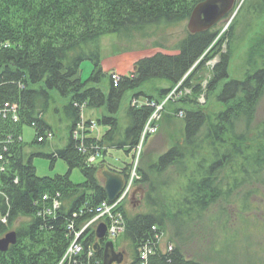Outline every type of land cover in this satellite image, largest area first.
Returning <instances> with one entry per match:
<instances>
[{
    "label": "trees",
    "instance_id": "obj_1",
    "mask_svg": "<svg viewBox=\"0 0 264 264\" xmlns=\"http://www.w3.org/2000/svg\"><path fill=\"white\" fill-rule=\"evenodd\" d=\"M203 1L0 0V106L16 105L19 116L17 122H0V153L7 166L0 174V240L9 233L17 234V243L0 252V264H59L74 239L69 226L74 224L75 231H81L93 219L84 210L108 202L105 170L120 174L126 182L135 172L139 178L135 185L143 190L145 212L129 213L125 203L117 208L126 222L123 242L127 251L119 250L124 256L122 264H138L140 249L155 243L156 234H163L173 250H158L151 264H213L214 259L201 246L206 236L197 237L195 230L202 232L218 202L220 207L226 205L220 208L223 243H234L229 228L233 216L242 227L250 224L247 219L256 211L248 209L244 201L259 198L261 191L255 186L264 184V124L254 125L264 97V63H254V59L264 54L263 45L252 46L247 59L250 70L242 80L230 79V62L245 32L237 18L226 30L218 24L197 34L186 30L175 46L176 53H157L137 61L136 79L124 76L118 87L110 80L107 95L97 87L106 78L100 68L105 36L115 35L120 43L152 40L187 22ZM251 1L245 0V5ZM263 12L264 0H259L254 18ZM155 47L162 45L156 43ZM216 58L215 65H207ZM86 62L93 72L83 80ZM152 82L165 83L159 90L162 96L182 83L191 91L189 100L195 107L174 112L184 115L179 142L172 139L156 158L143 154V149L136 165L134 156L153 109L129 106L123 127L116 116L128 89ZM221 83L216 100L225 107L206 113L198 100L203 95L209 98ZM54 94L66 101L62 106L69 121L66 145L49 155L28 154L22 140L25 126L36 131L33 144L37 145V135L55 133L46 119L56 102ZM83 107L106 108L107 115L97 123L107 128L102 138L87 137L88 131L74 137ZM112 151L122 152L127 161L121 159L122 166L108 164ZM93 156L98 158L91 163ZM36 157L48 158L52 165L61 159L69 171L53 178L39 177ZM74 169L83 175L80 184L71 181ZM54 198L60 201V209L48 215L45 212ZM80 240L86 250L95 249L96 263L104 264L105 243L97 246L95 226Z\"/></svg>",
    "mask_w": 264,
    "mask_h": 264
},
{
    "label": "rangeland",
    "instance_id": "obj_2",
    "mask_svg": "<svg viewBox=\"0 0 264 264\" xmlns=\"http://www.w3.org/2000/svg\"><path fill=\"white\" fill-rule=\"evenodd\" d=\"M244 1L245 0H241L238 2L235 0V5L233 8V10H235L232 17L226 21V15L218 23L219 27H223V29L225 28L226 30L234 18H237L239 26L245 31L242 37L243 40L235 48L233 58L230 62V79L242 80L247 71L250 70L251 67L247 63V59L250 56V49L252 46L263 45L262 48L264 54V12L260 15H257V18H254V7L258 5L259 0H252L246 5ZM244 5L245 7H243ZM232 11H230L228 15ZM249 20L251 21L249 22L248 26H245ZM187 25L188 21L171 28L165 34H162V36L148 41L137 39L133 43H120L115 35L105 36L101 43L102 49L100 68L102 69V73L106 76V78L100 85H97V87L102 89L107 95L109 92L110 80H112V82L114 81L112 78L113 74H117L119 76V85L124 76H128L131 79H136L134 74V66L135 63L140 59L153 56L157 53H176L175 46L181 39L185 37L186 30H188ZM156 43L162 45V47L156 48ZM226 50V47H224L223 52ZM217 60L218 59L216 58L207 65H215ZM256 62L259 65L264 63V56H262V58L258 57L257 60L254 59V63ZM92 72L93 66L89 62L84 63L82 66V79L86 80L89 76H91ZM113 85H115L114 82ZM165 86L166 85L164 82H152L142 84L136 89H128L122 98L120 110L116 116L121 120L123 127L125 125V113L129 106L142 107L145 105L153 109L152 113H154L156 117L153 120L154 123H152L154 126H157L155 127L156 130L153 134L148 131L147 137L142 144L140 143L141 145L139 146L142 148V150L144 149L143 154H153L154 158L162 154L167 149L168 145L171 144L172 139L176 140V142L181 140V131L183 129L182 121L184 115L183 112H180L175 116L174 112L183 107L190 110L194 109L195 107L194 105L192 106L189 100L191 91L188 88H183L182 83L179 87L176 86L173 88L167 95L162 96L160 95L159 90L161 88H165ZM222 86L223 83L219 85L217 91L211 94L209 98L205 97L204 95L199 98L198 101L200 105H204V108L207 110L206 113L219 112L220 110L224 109L225 106L221 105L216 100V94L219 92ZM54 96L56 102L53 104L50 112L46 116L47 121L51 127H53V130H55L54 138L53 140L49 141V145L44 147L40 146L42 145V142H38L37 139L36 141L40 145L33 144L36 131L33 127L25 126L22 132V140L26 145V152L28 154L44 152L45 154L49 155L53 153L54 149H61L66 145L69 121L65 117V114L62 110V106L66 101L59 98L57 94H54ZM148 97H152L155 100L148 101ZM105 115H107L105 107L101 109L83 107L81 109L80 128H77L75 133L78 132L79 134L80 131H88L86 132L87 137L92 136L95 138H102L107 128L99 126L97 123L98 120ZM151 116H153V114ZM152 123L150 124V129L153 128ZM261 124H264V97L258 105L257 117L254 125L256 127L257 125ZM144 130L142 132V136ZM146 141H149L147 145ZM113 154L108 156L107 163L116 166L115 160L118 159L117 156H119V153L115 152ZM140 155L138 156L137 149V152L134 156L136 159L135 162L139 161L138 159L140 158ZM34 166L39 177L53 178L58 175H65L69 171L67 163L61 159L57 160L54 165H52V161L50 159L36 157L34 159ZM138 179L139 178L135 173L129 194L122 201L123 204L125 203V207L129 213H142L146 211L142 202L143 190H141L140 187H136L135 185ZM71 181L75 184H80L83 182V175L79 169H74L72 171ZM126 185L128 186V182L125 181V188L122 194L126 190ZM255 188L261 191L260 197L256 199H246L244 203L247 205L248 209L252 210V212L256 211V213H252L253 217H249V219H247L249 220L250 224H246L243 227L240 222L236 220V217L233 216V224H231L229 227L231 232L233 231L232 234L235 238L232 245H229L230 243L222 242V236L224 237V235L220 233V225L222 226L220 216L224 215H220V208L226 207V205L221 204L222 206L220 207V202H218L211 209L207 219L205 216L206 221L204 223V229L207 231L205 232L204 229L202 232H200L199 229L195 230V233H198L197 237L203 238L206 236V242L204 245L201 243V246L203 251H205L206 254L209 252V257L214 259L213 264H264V184H258L255 186ZM122 194L118 197V199L122 196ZM229 207L235 210L234 205L230 204ZM97 227H95V230ZM123 241L124 237L121 235L114 243L116 247L115 249L119 248L117 252H119L120 249H125L127 251V243L124 244ZM100 243L106 244L107 242L99 241L98 244L100 245ZM222 243L224 244V251L222 250ZM128 261H130L129 256Z\"/></svg>",
    "mask_w": 264,
    "mask_h": 264
},
{
    "label": "built area",
    "instance_id": "obj_3",
    "mask_svg": "<svg viewBox=\"0 0 264 264\" xmlns=\"http://www.w3.org/2000/svg\"><path fill=\"white\" fill-rule=\"evenodd\" d=\"M113 82L115 83L114 86H118L120 82V78L117 74L112 75ZM181 83L178 85V87ZM156 115L153 113L146 124L141 144L144 142L145 138L147 137V132L150 131L151 134L154 133L156 130V125H153V120L155 119ZM6 119H10L13 122H17L19 120L17 106L10 105L9 103H5L4 106H0V122ZM153 122V123H152ZM152 123L153 128L150 129V124ZM77 133L74 134V137L77 138ZM54 138V134L52 132H46L45 135L39 134L37 135L38 142H45L51 141ZM140 144V145H141ZM6 151V147H4ZM142 148L139 146L138 148V156L141 153ZM84 152V150H83ZM98 156H93L89 159V162L93 163L96 161ZM5 158L2 153H0V174L6 172V163ZM137 164V162H136ZM136 166V165H135ZM135 172L126 187V190L122 194V196L113 204L108 202H104L97 207H88L84 211L88 215H92L93 219L90 220L86 225L81 229V231H75L74 224H71L68 228L69 232L74 236L73 241L70 243L66 252L59 264H99L95 259V249L89 248L85 249L83 244L81 243V237L85 233V231L95 226L104 223L107 226V235H106V242H113L115 243L116 240L125 233L126 231V222L123 218L121 212L117 210L119 204L125 199V197L129 194V191L132 187V182L134 179ZM17 182V181H16ZM60 201L57 198L53 199V206L46 210V214L53 215L55 211L60 209ZM83 213V212H82ZM5 221V220H4ZM155 229V228H153ZM165 236L163 234H156L155 236V243H147L145 244L139 251V261L138 264H151V258L157 254L158 250L164 253H169L173 250V245L167 242H164ZM95 261V262H94Z\"/></svg>",
    "mask_w": 264,
    "mask_h": 264
},
{
    "label": "water",
    "instance_id": "obj_4",
    "mask_svg": "<svg viewBox=\"0 0 264 264\" xmlns=\"http://www.w3.org/2000/svg\"><path fill=\"white\" fill-rule=\"evenodd\" d=\"M235 0H205L198 4L188 20L187 29L191 34L201 33L210 30L217 25L230 11L233 10ZM104 169V166L101 167ZM105 178V192L109 203H115L125 188L123 177L111 170L103 171ZM107 226L100 224L96 228V237L99 241H105ZM17 243L15 232L7 234L0 240V252H7L11 245ZM98 246V244H97ZM124 256L115 250L112 242H107L104 249V264H122Z\"/></svg>",
    "mask_w": 264,
    "mask_h": 264
},
{
    "label": "crops",
    "instance_id": "obj_5",
    "mask_svg": "<svg viewBox=\"0 0 264 264\" xmlns=\"http://www.w3.org/2000/svg\"><path fill=\"white\" fill-rule=\"evenodd\" d=\"M49 123V122H48ZM46 142V141H45ZM47 142H49V141H47ZM115 152H117V153H119V156H117L118 157V159H116L115 160V163H116V166H122V160L121 159H125L126 161H127V159L123 156V154H122V152H118V151H112V152H110L109 154L111 155V154H113V153H115ZM108 154V155H109ZM107 155V156H108ZM114 155V154H113ZM108 158V157H107ZM129 183V182H128ZM127 186V185H126ZM109 202V201H108ZM118 251V250H117Z\"/></svg>",
    "mask_w": 264,
    "mask_h": 264
}]
</instances>
